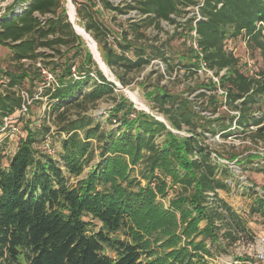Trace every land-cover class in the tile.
<instances>
[{
  "label": "trees",
  "instance_id": "16d2710c",
  "mask_svg": "<svg viewBox=\"0 0 264 264\" xmlns=\"http://www.w3.org/2000/svg\"><path fill=\"white\" fill-rule=\"evenodd\" d=\"M85 1L72 0L77 18L123 86L129 74L155 60L168 61L164 45L157 40L147 44L145 30L151 26L160 30L161 22L177 24L172 16L187 15L185 8L200 4L135 0L134 5L121 7L110 0ZM18 3V9L0 19V46L11 52L12 63L24 68V63L33 62L38 69L32 72L30 66L1 75L7 84L0 92V128L21 108L18 93L24 82L33 84L46 71L54 79L44 85L48 113L56 120L59 135L66 137L59 162L36 149L50 135L49 126L35 131L27 122V135L11 158L0 146V264H209L205 258H213L214 252L205 240L195 243V238L226 240L227 247L220 243L224 252L244 238L253 240L247 220L219 196L229 188L227 171L213 161L204 139L207 134L229 139L237 132L264 142V115L257 114L264 106V0H203L199 13L205 20L195 24L193 11L179 24L183 32L176 35L185 38V55L191 58L184 66L186 58H179V66L195 73L212 72L219 83L210 79L203 87L221 89L223 101L214 95L205 104L207 96L202 93L197 98L204 101L197 110L196 101L158 88L152 99L165 122L137 111L124 97L117 100L115 82L97 67L85 40L74 30L65 0H20L14 5ZM104 10L118 15L138 12V21H129L133 40L125 31L117 42L108 41L109 29L98 18ZM237 40L260 56L261 68L253 75L229 50ZM173 70L167 65L168 72ZM104 99L117 103L110 116L120 122L116 132H105L87 115ZM183 131L189 136L178 134ZM97 150L101 161L80 180ZM258 159L250 155L244 162L254 164ZM260 171L264 173V168ZM171 187L182 193L166 209L157 198L165 197ZM254 205L251 214L264 217V198L257 196ZM239 261L256 263L249 258Z\"/></svg>",
  "mask_w": 264,
  "mask_h": 264
},
{
  "label": "rangeland",
  "instance_id": "374dc122",
  "mask_svg": "<svg viewBox=\"0 0 264 264\" xmlns=\"http://www.w3.org/2000/svg\"><path fill=\"white\" fill-rule=\"evenodd\" d=\"M17 1L20 0H0V19L6 14L12 13L13 10L18 9L20 3L16 6L14 5ZM110 1L115 6L122 7L125 3H132L134 5L135 0ZM65 2L69 19H72L71 11L73 9L75 12V18L72 19L74 26L83 28L76 15V5L72 2V0H65ZM77 2L87 3L85 0H77ZM98 4V7L103 6L101 3ZM184 10L189 12V14L179 17L172 16V18L176 19L178 22L177 24L161 22L160 30H157L154 26L148 27L145 30L147 44L151 45L154 40H157L160 45H164L166 57L168 58L167 63L162 60H155L144 70L129 74L125 77L128 82L125 86H123L117 79L116 70L112 71L106 66L109 70V74H106L105 72L103 73L109 80L115 82L117 86V90L115 92L117 100L124 97L137 111L145 112L155 117L157 120H162L164 122L165 118L158 112V109L154 107L155 103L152 99V94L157 92L158 88L166 87L170 93L183 94L184 97H188L189 99L196 101L198 103L196 105L197 110H199V107L202 106L201 104L204 101L203 99L197 98L202 93L207 96V98H205V101L207 100L205 104L208 102V97L214 95H218L220 100L223 101V93L221 89L217 91H209L203 87V85H209L210 79L213 80L210 71L202 69L195 73L179 66V58H186L185 62L181 63L182 66L188 63L191 58L185 55L187 51V48L184 46L185 38H180L176 35V33L183 32V28H180L179 24L184 23L193 15L195 7L185 8ZM138 16L139 14L137 11H130L127 14L118 15L115 12L104 10L102 15L98 18L104 28L109 29L108 32L110 36L108 41L117 42V40H120L121 35L125 31L131 34L130 40H133L134 37L129 28V21L131 19L132 22L138 21ZM88 35H90L93 41L97 44L92 37V34L88 33ZM232 47L237 50L236 57L240 60L242 66L244 65L247 67L244 69L246 72L248 71L250 73L251 71L246 62L253 65V71L260 70L261 59L258 53L252 54L241 40L235 41ZM10 56L11 52L7 48L0 46V71L2 72L0 74V92H4L6 89L5 85L7 84V80L2 77L5 72H21L22 69H28L30 66L33 68L31 69L32 72H35L36 69H38V65H35L33 62H26L24 63L25 67L21 68L19 65L10 61ZM167 65L173 66L174 70L172 72H168ZM97 67L99 68L98 65ZM43 76L44 77L41 79L35 80L33 84H31L29 80H26L21 87V89L27 92L30 98H33L34 101L31 104L29 115L22 118H14L12 123H10L11 126H17L19 134H13V132L10 129H6L5 126L0 128V146H2L3 152L7 158H11L15 154L20 139L27 135V132L25 131L27 122H31L32 124L30 127L35 131L43 129L44 126H49L51 128L50 135L45 138L46 140L42 145H37L36 149L46 154V145L48 144L52 151V155L50 156L57 162L60 161L62 154L61 143L66 136L64 134L59 135L57 132L59 127L56 125V120L48 113V99L47 97H44L43 94L45 91L44 85L45 83H49L50 79L47 75ZM52 82L54 81L52 80ZM116 104L117 103L113 99H104L92 108L87 115L99 122L105 132H116L120 126V122L116 123V121L113 122L110 120L111 112L115 108ZM223 110H225V108L221 109L220 112L223 113ZM203 114L210 117V113ZM257 114L264 115V106L261 107V110L258 111ZM218 116L219 115H215L210 118H217ZM198 132H201V130L199 129ZM178 134L182 136H189L186 131ZM158 141L160 142L161 139ZM204 143L208 145L213 154L215 153L220 159L219 164H221V171H227L225 179L229 184V188L225 191L219 192L220 198L228 205L232 206L234 210L243 215L248 222V228L250 229L254 239L252 240L248 237L244 238L237 242L234 246H231L228 252L223 251L225 246H228V242L223 239L220 243H222L224 248H221L220 243H213L209 240L203 239V237L195 238L194 242L198 243L205 240L204 242L206 243L207 248L214 252L215 256L213 258H205L209 264H240V258H249V260L256 259L259 255L258 253L260 252V249L262 248L260 240L264 238V217L258 214L252 215L251 210L255 206L254 203L257 196H262L259 191L264 192V173L260 171L264 168V142L259 141L257 143L251 140V138H248V136H244L236 132V135L229 139H222L219 136L212 137L210 134H207L206 139H204ZM232 155H239V157L232 161L230 159ZM250 155H257L260 159L254 161V164H247L246 161L244 162V159ZM100 161V152L97 150L90 166L85 170L79 179H85L93 167L99 164ZM3 164L6 165L7 161L4 160ZM133 177L137 178L139 182H141L142 186H146V182L141 179V176L134 173ZM152 187H154V185H152ZM134 190L137 191V187L134 188ZM180 193H182V190L179 187H171L167 190V195L165 197L158 196L157 202L159 204H163L166 209H169L171 200L176 198ZM204 226L205 223L200 225L201 228H204ZM98 228L99 227H97L96 230H98ZM118 236L123 240L125 239V236L122 234H118ZM161 244L162 243L160 242L157 246H160ZM182 244H184V242H182L181 245ZM106 254L115 257V254L111 251H106Z\"/></svg>",
  "mask_w": 264,
  "mask_h": 264
},
{
  "label": "built area",
  "instance_id": "2783aa9c",
  "mask_svg": "<svg viewBox=\"0 0 264 264\" xmlns=\"http://www.w3.org/2000/svg\"><path fill=\"white\" fill-rule=\"evenodd\" d=\"M198 1H200V4L195 7V14L197 16V19L195 21V24L198 21H200V20H205L204 18L201 17V15L199 13V8L203 6V0H198ZM27 6H28V4H25V6L23 7V10H26L27 9ZM220 7H221V5H219V8ZM100 8H102V7L100 6ZM23 10L20 8L18 10V13H21ZM138 18H140V15L138 16ZM192 36L196 39L197 38L196 32H192ZM244 45L246 47V42H244ZM194 47L197 49L196 41L194 42ZM229 50H230V52L233 55L236 56V51L237 50L235 48L230 47ZM246 63L248 65L249 69L251 70V71L249 70L250 71V75H253L255 73V71L252 70L254 68L253 65L251 63H249V62H246ZM43 73H44V75H47V77L50 79V81H49L50 83L52 82V80L54 81L53 77L50 74H48L46 71H43ZM224 73H225V71H223L221 74L223 75ZM211 74H212L213 81L215 83H219V79L216 78L212 72H211ZM222 93H223V91H222ZM18 94L20 95V97L23 100V104H22L21 108L18 110L17 115H14L12 117H8V118H5L4 119L5 128L6 129H10L13 132V134H16V135L19 134V129L17 128V126H11L10 123H12V121L14 120V118L17 119V118H20V117H24L26 115H29L30 106H31V104L33 102V100L30 98L29 94L27 92H25L24 90L20 91ZM46 151H47V153L49 155H52L51 147L48 144L46 145ZM212 158H213V161L215 163H217V164L220 163V159L218 158V156L216 154H212ZM259 192H261V195H262L261 197L264 198V192H262V191H259ZM260 244H262V248L260 249V252L258 253L259 255L256 257V259H254L255 262H256L255 264H258V263L259 264H264V238H262L260 240Z\"/></svg>",
  "mask_w": 264,
  "mask_h": 264
},
{
  "label": "bare ground",
  "instance_id": "6f19581e",
  "mask_svg": "<svg viewBox=\"0 0 264 264\" xmlns=\"http://www.w3.org/2000/svg\"><path fill=\"white\" fill-rule=\"evenodd\" d=\"M71 16H72V19L75 18V12L74 10L72 9L71 11ZM77 28V31L78 33L83 36V38L86 39V41L89 43V46L92 50V52L94 53V57L96 59V61L98 62L99 64V67L106 73V74H109V70L108 68L106 67V65L104 64V62L102 61V58H101V55H99L100 53H98V48H96L95 46V42L93 41V39L91 38L90 35H88V33L86 31H84L83 28L79 27V26H76Z\"/></svg>",
  "mask_w": 264,
  "mask_h": 264
},
{
  "label": "water",
  "instance_id": "95a60500",
  "mask_svg": "<svg viewBox=\"0 0 264 264\" xmlns=\"http://www.w3.org/2000/svg\"><path fill=\"white\" fill-rule=\"evenodd\" d=\"M70 21H71V23L73 24V22H72V19H70ZM73 28H74V30L76 31V33L79 35V36H81L79 33H78V31H77V28L74 26V24H73ZM85 31V30H84ZM82 38H83V36H81ZM85 41H86V39L85 38H83ZM86 43H87V47L89 48V50H90V52L92 53V56H93V59L96 61V59H95V57H94V53L92 52V50H91V48H90V46H89V43L86 41ZM95 46H96V48H97V44L95 43ZM100 55V54H99ZM96 63H97V65L99 66V64H98V62L96 61ZM99 69L104 73V71L99 67ZM105 75V74H104ZM109 81H111V82H113L112 80H109ZM159 121H161V122H164V121H162V120H159Z\"/></svg>",
  "mask_w": 264,
  "mask_h": 264
},
{
  "label": "crops",
  "instance_id": "0c3cea01",
  "mask_svg": "<svg viewBox=\"0 0 264 264\" xmlns=\"http://www.w3.org/2000/svg\"><path fill=\"white\" fill-rule=\"evenodd\" d=\"M16 153V152H15Z\"/></svg>",
  "mask_w": 264,
  "mask_h": 264
}]
</instances>
